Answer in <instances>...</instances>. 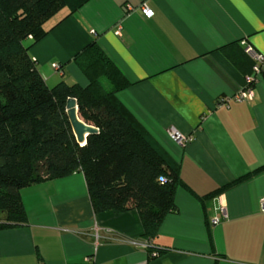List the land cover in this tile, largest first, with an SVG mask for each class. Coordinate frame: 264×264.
<instances>
[{"label":"crops","instance_id":"0c3cea01","mask_svg":"<svg viewBox=\"0 0 264 264\" xmlns=\"http://www.w3.org/2000/svg\"><path fill=\"white\" fill-rule=\"evenodd\" d=\"M68 15L52 18L30 48L48 86H87L74 58L97 41L129 83L118 99L179 165L186 187L152 242L164 253L153 258L138 211L96 213L83 173L26 188L28 222L0 230V264H264V171L202 201L264 166V69L253 100H234L253 67L244 51L236 55L242 41L264 55V0H90ZM172 129L191 141L176 144Z\"/></svg>","mask_w":264,"mask_h":264},{"label":"trees","instance_id":"16d2710c","mask_svg":"<svg viewBox=\"0 0 264 264\" xmlns=\"http://www.w3.org/2000/svg\"><path fill=\"white\" fill-rule=\"evenodd\" d=\"M89 1L0 0V230L28 222L24 189L83 173L96 213L138 211L153 258L164 253L152 242L164 219L178 212L177 189L186 187L179 165L118 99L129 83L97 41L74 58L88 78L85 87H49L30 55L52 18L63 10L70 16ZM236 55L246 57L243 49ZM70 98L77 100L80 119L99 130L84 146L69 121ZM263 171L264 166L202 201Z\"/></svg>","mask_w":264,"mask_h":264},{"label":"built area","instance_id":"2783aa9c","mask_svg":"<svg viewBox=\"0 0 264 264\" xmlns=\"http://www.w3.org/2000/svg\"><path fill=\"white\" fill-rule=\"evenodd\" d=\"M129 10H132L131 7H129ZM141 11L142 14L146 17V18H152L154 17L155 13L154 11L149 8L146 4H143L141 6ZM242 48L244 53L252 60L253 62V67H252V74L248 75L246 77V82H247V86L246 88L238 95L234 98L235 101L237 102H247V101H252L253 97H254V91H253V85L255 84V82L258 80V78L262 75L263 73V69H264V55L259 53L251 44H249L246 40L242 41ZM54 69L56 71H58V73L62 74V71H59V67L57 65H53ZM231 101V99L229 100H225L224 104H228ZM170 138L178 145L180 146H184L186 145L189 141H191L190 137H186L183 134H181L180 132H178L175 129H172L169 133ZM161 181H163L161 179ZM261 211L264 212V199H262L261 201ZM223 217L226 218V213L223 211ZM220 223V219L216 218L212 221V224L214 225H218ZM96 238H99V234H97ZM149 241H147L146 243H144L143 247L145 249L148 248L149 246ZM86 264H93V259L90 257L86 260Z\"/></svg>","mask_w":264,"mask_h":264},{"label":"water","instance_id":"95a60500","mask_svg":"<svg viewBox=\"0 0 264 264\" xmlns=\"http://www.w3.org/2000/svg\"><path fill=\"white\" fill-rule=\"evenodd\" d=\"M67 114L71 123L77 142L84 146L89 135L98 134L99 130L91 125L84 123L78 114L77 100L70 98L67 101Z\"/></svg>","mask_w":264,"mask_h":264},{"label":"rangeland","instance_id":"374dc122","mask_svg":"<svg viewBox=\"0 0 264 264\" xmlns=\"http://www.w3.org/2000/svg\"><path fill=\"white\" fill-rule=\"evenodd\" d=\"M56 65V64H55ZM58 66V65H57ZM59 67V71L61 70V68H60V66H58ZM56 72H58V71H56ZM147 242V241H146Z\"/></svg>","mask_w":264,"mask_h":264}]
</instances>
